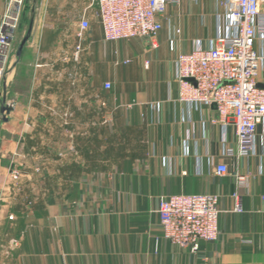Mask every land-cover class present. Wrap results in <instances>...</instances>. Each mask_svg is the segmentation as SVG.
Here are the masks:
<instances>
[{
  "label": "crops",
  "instance_id": "0c3cea01",
  "mask_svg": "<svg viewBox=\"0 0 264 264\" xmlns=\"http://www.w3.org/2000/svg\"><path fill=\"white\" fill-rule=\"evenodd\" d=\"M162 22L153 39L107 41L84 1L56 0L42 3L21 56L14 32L0 97V264H264V121L243 155L232 121L179 96L178 55L234 26L219 0L171 3ZM255 50L264 89V16ZM177 194L219 196V238L197 252L163 236L160 201Z\"/></svg>",
  "mask_w": 264,
  "mask_h": 264
},
{
  "label": "built area",
  "instance_id": "2783aa9c",
  "mask_svg": "<svg viewBox=\"0 0 264 264\" xmlns=\"http://www.w3.org/2000/svg\"><path fill=\"white\" fill-rule=\"evenodd\" d=\"M86 11L95 10L107 41L155 38L163 28L162 18L171 3L181 0H82ZM225 7L234 31L219 36L210 48L197 47L176 60L179 96L182 101L213 105L219 118L232 121L240 152L255 148L258 125L264 121V89L257 86L262 57L255 50L258 24L264 16V0H219ZM24 0H9L0 26V86L7 72L14 30ZM91 22L86 13L79 22L80 36ZM177 34L180 30L176 31ZM81 50L77 45L76 57ZM130 62L129 60L126 63ZM190 79H193L190 80ZM107 89L112 87L106 83ZM218 174L225 166L216 167ZM19 180L18 170L11 172ZM246 177L238 176L239 185ZM240 201L239 195H235ZM237 211L242 210L239 202ZM219 196L216 194H177L164 197L158 210L163 236L181 248L197 252L202 241L219 238ZM13 219V216H10Z\"/></svg>",
  "mask_w": 264,
  "mask_h": 264
},
{
  "label": "rangeland",
  "instance_id": "374dc122",
  "mask_svg": "<svg viewBox=\"0 0 264 264\" xmlns=\"http://www.w3.org/2000/svg\"><path fill=\"white\" fill-rule=\"evenodd\" d=\"M43 2H45L46 4H50V5L56 4V0H24L21 11H20V16H19V21L17 23V27L14 30L15 32V44H14V50H13L14 54H16V51L20 43L22 42L24 37L27 35L31 22L33 21L35 23V20H37V18L39 17V13L42 8ZM3 83H4V80L0 86V97L2 95Z\"/></svg>",
  "mask_w": 264,
  "mask_h": 264
},
{
  "label": "water",
  "instance_id": "95a60500",
  "mask_svg": "<svg viewBox=\"0 0 264 264\" xmlns=\"http://www.w3.org/2000/svg\"><path fill=\"white\" fill-rule=\"evenodd\" d=\"M32 26H33V21L31 22V25H30V28H29V30H28L27 35L24 37V39L22 40L21 44H20L19 47H18V52H17V55H18V56H21V55H22L23 49H24L26 43L28 42L29 37H30V34H31V32H32ZM190 80L193 81V79H190ZM3 110L6 111V112H9V111H10V107L4 105V106H3Z\"/></svg>",
  "mask_w": 264,
  "mask_h": 264
}]
</instances>
